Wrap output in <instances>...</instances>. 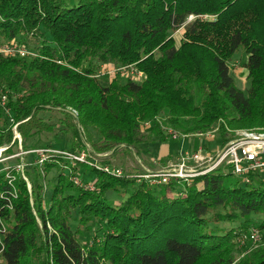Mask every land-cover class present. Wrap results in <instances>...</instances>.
Returning a JSON list of instances; mask_svg holds the SVG:
<instances>
[{
    "label": "trees",
    "instance_id": "16d2710c",
    "mask_svg": "<svg viewBox=\"0 0 264 264\" xmlns=\"http://www.w3.org/2000/svg\"><path fill=\"white\" fill-rule=\"evenodd\" d=\"M13 45L26 54L2 52ZM0 48V147L12 144L16 126L33 151L55 128L41 116L52 112L79 149L82 136L94 145L93 133L104 151L137 148L149 142L146 120L162 142L157 116L186 136L215 129L221 146L241 130L264 132V0H0ZM237 54L245 93L229 71ZM105 65L143 76L109 80L99 74ZM57 158L45 177L35 169L32 205L22 176L0 172V264H216L240 248L241 233L256 230L264 241L261 178L243 183L220 167L150 184L88 167L94 183L78 186L73 163ZM58 162L46 199L43 183ZM241 264H264V245Z\"/></svg>",
    "mask_w": 264,
    "mask_h": 264
},
{
    "label": "rangeland",
    "instance_id": "374dc122",
    "mask_svg": "<svg viewBox=\"0 0 264 264\" xmlns=\"http://www.w3.org/2000/svg\"><path fill=\"white\" fill-rule=\"evenodd\" d=\"M68 1L69 3L73 2V0ZM206 18L207 17H202L201 19L204 20ZM193 19V17H189L188 22ZM182 35L183 30L178 31L173 35L177 45H179V42L182 40ZM33 42L35 41L30 39L31 45H33ZM1 48H3V46H1ZM242 63L243 57L240 54L235 55L234 59L229 64V71L236 87L245 93L248 87L246 79L247 72L242 67ZM105 73L108 74L109 80L118 78L120 76L123 77L122 81L125 79H131L133 81L140 82L143 76L141 72H136L132 68L118 69L114 68L113 66L106 65L101 68L99 74L101 76ZM69 110L72 116L77 118V113L74 110ZM41 116H43L44 121L47 123L55 125V128L51 133H44L42 135L41 140L38 142L33 151H25L22 144V137L17 132L16 126H12L14 138L12 144L9 147H0V172L12 169L22 176L26 183L28 193L30 194L31 205L34 198L31 196L30 179H34L36 171H39V168V173L45 177L44 170L42 169L43 166L46 163L55 160L54 158H57V155L66 157V154H70L72 156L84 157V163L75 162L74 160L72 161L66 157L73 163H71V167L75 169L74 172L77 176V180L79 181L78 186H81L80 182L83 184H93L96 179L97 174L92 172L88 167H92L95 170L99 168L107 169L108 172L120 173L132 179H136L137 181L140 179H149L151 176L159 175L162 172L170 169H178L182 165H184V170L202 169V167L207 165V162H203L202 165H199L192 161H182V158L185 157L186 154L192 156L193 154L197 153L199 149L202 151V156L210 157L215 155L219 149L225 146H221L217 131L215 129L203 134H190L186 136L181 134L179 131H175L170 126H167L165 124L167 120L165 117L160 118V116H157L154 118V120L161 132L160 136L162 142H160L159 139H156L155 135L149 134L150 131H152L150 130L151 121L146 120L140 122V131L147 137V139L149 138V142L139 145L137 148H122V146H120L115 151H104L102 146L104 142L102 140H98V136L94 133V145L86 142V139L84 136H82L84 134V130L78 125L77 129L82 136L84 143V148L79 149L77 146V141L72 139L70 132H65L63 127L58 123V119L61 118V115L58 112L45 113ZM100 117L104 118L103 115ZM244 133L258 132L241 130L235 134V138H242ZM150 139H152L153 142H150ZM52 141H54L53 147L57 149V151L51 146H48L51 145ZM71 142H73L74 148L77 149L78 147L77 150H80L79 152L65 151V147L67 149L71 148ZM97 149H100V151ZM8 150H10L9 153H7ZM57 164L58 168H54L53 171L47 175L46 181L43 183L46 188V199H48L50 195L49 186L55 183L57 173L61 172V170L64 168L62 163L58 162ZM69 171V168L65 169L64 174H69ZM230 173H232L231 170ZM28 175L31 177H28ZM154 180L156 179H151L150 184H155L153 182ZM189 181L190 180H186V182ZM184 187L185 183H182L179 185L177 191L181 192ZM106 196L109 201L110 199H116L118 202L122 201V199L116 196L114 193H108ZM70 224L73 227L76 226L75 221H71ZM98 225L99 224L95 225L94 228L97 229L99 227ZM250 233V230H248L246 233H241L238 239L240 244V248H237L238 251L236 249L234 254L229 257H227L229 252L226 253L222 258L221 256H218L217 260L215 258V262H217L216 264H241V261L246 254H249L251 251H254L264 245L262 244L264 241H261L262 237L260 233L258 234V232L256 233L255 240H248L246 237H248ZM213 259L214 258H205L197 264H208L210 261H214Z\"/></svg>",
    "mask_w": 264,
    "mask_h": 264
},
{
    "label": "built area",
    "instance_id": "2783aa9c",
    "mask_svg": "<svg viewBox=\"0 0 264 264\" xmlns=\"http://www.w3.org/2000/svg\"><path fill=\"white\" fill-rule=\"evenodd\" d=\"M2 52L7 55H14L20 53L25 55L26 52L17 46H9L2 49ZM201 149L192 156L186 154L182 161H192L196 164L202 165L207 162V165L202 169L184 170V165L178 169H170L162 172L159 175L151 176L152 178L159 179V182L165 183L169 179H184L189 180L198 175H204L220 167H226L233 177L239 179L243 183H249L253 177H258L264 180V132L261 133H244L242 138L235 139L228 142L223 148L219 149L217 153L210 157L202 156ZM70 160L75 162L84 163L83 156H72L66 154ZM108 172L107 169H104ZM114 173V172H111ZM120 175V173H114ZM75 184H79L74 180ZM257 231L254 230L250 233L249 239H256Z\"/></svg>",
    "mask_w": 264,
    "mask_h": 264
}]
</instances>
